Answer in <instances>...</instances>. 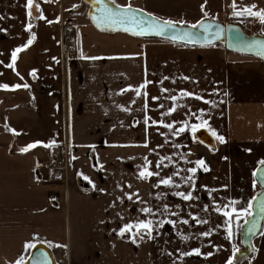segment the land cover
<instances>
[{"label": "crops", "instance_id": "obj_1", "mask_svg": "<svg viewBox=\"0 0 264 264\" xmlns=\"http://www.w3.org/2000/svg\"><path fill=\"white\" fill-rule=\"evenodd\" d=\"M232 3L115 0L114 4L120 8L130 4L162 20L185 22L178 26L216 21L239 24L250 35H264L260 18L234 15ZM26 5L27 0H0V29L6 30L0 31V84L29 85L0 88V264H15L21 256L25 264L37 248L44 249L50 264H225L232 244L239 249L233 264L238 255L240 264H264V224L252 243L255 251L244 256V218L239 231L233 222L230 243L226 230L217 227L224 218L214 211V202L223 205L236 200L234 206L239 208L262 191L258 182L253 188L252 173L264 159V62L229 52L222 44L190 46L123 30H100L84 0H33L30 9ZM236 5L238 9L255 5L253 11H259L264 0H236ZM41 10L44 19H39ZM29 23L32 27L25 30ZM66 28L76 31L75 42L64 41ZM33 33V42L17 54L13 71L6 66L12 63V50ZM32 69H36L34 75H30ZM145 81L150 83L140 96L132 89L120 93L128 85ZM181 89L215 105L185 97L176 103L186 106L168 114L173 103L168 97ZM199 109H205L204 113ZM201 115L224 137L223 142L208 127L190 130L192 124L200 123ZM152 120L172 123L178 134ZM183 121L189 127L179 132ZM202 130L212 145L198 139ZM35 141L44 143L20 151ZM49 141L55 143L44 146ZM145 157L161 178L180 170V176L173 177L179 188L153 187L156 176L139 178ZM160 157H171L172 162L165 160L168 167L157 169ZM198 159L204 165L197 166L195 174L188 173L186 169L196 166L192 162ZM57 165L62 166L61 176L52 173ZM188 175L193 180L185 184L180 177ZM137 190L140 200L124 197L125 192ZM176 191H191L193 198L184 201L174 195ZM118 196L123 203L116 200ZM142 202L153 209L167 204L169 212L178 215L145 217L139 212L146 206ZM190 214L208 223L196 224ZM139 218L159 219L152 239L136 237L133 243L127 233L116 234L123 223ZM180 218L189 223L183 224ZM209 229H215L211 236L196 237ZM178 233L190 238L182 240ZM29 241L34 248H25ZM213 245L223 247L217 250ZM192 248H200L201 254L178 258L177 249ZM208 252L213 255H204Z\"/></svg>", "mask_w": 264, "mask_h": 264}, {"label": "snow or ice", "instance_id": "obj_2", "mask_svg": "<svg viewBox=\"0 0 264 264\" xmlns=\"http://www.w3.org/2000/svg\"><path fill=\"white\" fill-rule=\"evenodd\" d=\"M45 2H47V0H45ZM94 3H99L101 4V7L99 8V12L100 15L99 16H93V20L94 22L97 24L98 27H103L105 25L109 26L112 29H116V28H123L124 31L126 32H131L132 34H136V35H145L146 33H154L156 35H160L162 34L166 29H169L171 27H173L176 23H180V24H184V21H179V22H174L171 20H162L160 18L154 17L153 14L148 13L149 17H152L151 20H145L144 18H139L137 17L134 9L132 8V6L129 5H125L123 6V8L119 11L114 10L112 8H110L107 4L103 3V0H93ZM33 3V0H27V7L30 9L31 5ZM113 3H115V0H113ZM77 7V5H73V8ZM203 9V5L201 6ZM232 7H233V14L234 15H238V16H244V15H248V16H257L260 18L261 22L264 23V9H261L259 11H253V9L255 8V5H245L243 7V9H238L237 5H236V0H233L232 3ZM37 8L39 9V4H37ZM143 11V10H141ZM207 15V14H205ZM28 16L29 18H31V12H28ZM39 19H44L43 16V12L41 10V14ZM59 18L57 17V20ZM49 23H51L52 21H48ZM145 25H147L145 27ZM203 27L205 29V31H207L208 29L211 28L210 24H201L200 21H197L195 24H192L191 27L192 28H196V27ZM32 27V25L29 23L25 26V30H28ZM0 31H6L5 29H0ZM197 34L195 33H184L183 35L176 37L178 39L181 40H194L196 38ZM35 38V34L33 33L29 39L27 40L26 43L16 47L15 49L12 50L11 52V60L12 63L6 65L7 67H11L13 69V71H15V65L14 62L17 59V54L22 51L23 49H26L32 42L33 39ZM175 39V38H174ZM249 49H256V54L258 56H260L262 59H264V41H253L252 43H250L247 46ZM85 59H97L96 57H84ZM53 59H55V57H53ZM2 63V62H0ZM36 73V69H32L30 72V75H34ZM17 75H19V73H17ZM183 79H189L188 77H183ZM150 83V81H145L144 84H141L139 86H133V85H128L126 88L120 89V93L122 94L123 92L132 89L135 92L136 96H140L141 95V89L144 87L145 84ZM20 87H24L27 88L29 87L28 84H14V85H8V84H0V88L3 89H15V88H20ZM163 91H168L167 89H164ZM145 97L147 96V93H144ZM185 97H193L195 99L198 100H204L205 103L207 104H212L215 105V101L212 100H205L204 97L198 95L197 93L194 92H189L187 90L181 89L178 95H171L168 97L169 100H171L172 106L168 108L167 112L168 114H171L173 111L176 110L177 107H184L186 105H178L176 102L178 99H184ZM153 100H158L159 97H152ZM132 103H135V101H132ZM122 108V110L124 111H128L129 109L125 108L124 106H120ZM145 107H147L145 105ZM159 107H163V105H160ZM201 114L204 113L205 109H199L198 110ZM192 115H195V113H192ZM198 120H200V123L198 124H192L190 126V130L194 133L198 128H204V127H208L209 131H211V134L220 142L224 141V137L218 135L214 130H212L210 128V126H208L206 124V121L203 120V116H199L197 117ZM145 124L147 125L149 122V117L145 116V120H144ZM152 124H162L164 125L166 128L173 130L174 134H178V132L176 130L173 129V124L172 123H167L165 124V122L163 120L160 121H156V120H152L151 121ZM188 122L187 121H183L181 122V127L179 128V132H184L186 130V128H188ZM15 134V130H12ZM44 142L42 141H35L31 144H28L27 146H25L24 148H21L20 151L21 152H26L29 149L35 147L37 144H43ZM54 141H49L47 145L44 146H51L52 144H54ZM147 144V141H145V146ZM159 147V146H158ZM150 151H152L150 149ZM181 159H185L186 157L181 156ZM168 160L169 163H171V157H160L156 162H155V166L157 169H160L162 166L163 167H168L167 164H164V161ZM196 166L194 167H190L188 169H186V171L190 174H195L197 172V166H203L204 165V161L203 159H198L194 162ZM152 164V161H149L147 159V157L144 158V165L142 166L140 172H139V178L141 179H149L152 176H156L158 177L156 183L153 185V187H159L160 185H164L167 187H176L179 188V184L177 183L176 180L173 179V177H179L180 176V170H177L175 172H173L171 175L169 176H165V177H160V172L159 171H152L150 166ZM258 167L256 169H254L252 175H253V188L256 187L257 185V179L256 177L259 176L260 179V186L262 189H264V159L260 160L257 162ZM205 171H207V168H204ZM82 175V174H81ZM85 180H88V177H84ZM180 180L185 183V184H189L192 180H193V175H188L187 177H180ZM89 182L91 183V181L89 180ZM117 187H121L119 184H117ZM128 187H131V185H128ZM226 187V186H224ZM101 191H103V189H101ZM138 190L136 193H129V192H125L124 193V197H126L128 200H132L133 197H135L136 200H140L139 195L137 194ZM174 195L181 197L184 201H188L190 199L193 198V194L191 191H188L187 193L182 192V191H176L174 193ZM157 197L159 198V194H157ZM117 201H120L121 203L124 202V198L118 196L116 198ZM255 201V203H254ZM145 203L146 202H142ZM238 203V201L236 200H230L228 203H225L223 205L219 204V202H214L215 207H214V211L217 213L222 214V217L224 218L223 223L220 225H217V227H223L226 230V239L229 240V242L231 243L233 240V222L235 221V227L236 229L239 231L241 229V225L239 224V221L244 218V225L247 226L246 227V232L248 234H252L253 230L255 228V218L253 217V210L254 209H258L259 213L261 214L262 217H264V190H262L260 193H258L257 195L253 196L250 200L247 201V205L246 206H240L239 208L235 207L234 205H236ZM115 205V202H113V205H110V207H113ZM177 208H179V205H176ZM205 211L209 210V206L205 205L204 207ZM139 212L144 214L145 217H156L157 213H159L161 216L166 217L167 215L171 214V215H178L177 213H170L169 212V206L167 204H163L162 205V209L161 208H156L153 209L152 207L149 206H144L141 207L139 209ZM118 216H120L119 213H117ZM191 219L194 220V222L196 224H204V223H208L207 220H202L197 218L196 215L190 214ZM249 217H252V219H248ZM120 219L123 220L124 217L120 216ZM180 222H182L183 224H188L189 221L188 219H183L180 218ZM101 223H103V221H101ZM169 223H174L173 221H169ZM160 226V221L157 218L155 221L151 218H139L135 221H129L128 223H123L118 230H116V234L120 237H124L125 234H128V238L132 240L133 243L136 242V237H139L140 239H144L145 236H147L148 239H152V234H153V229L154 227H159ZM215 231V229H209L207 231H202L196 234V237H209L212 235V233ZM262 235H264V233H261ZM178 235H180V238L182 240H187L190 238L189 235H184L181 233H178ZM209 243H211V241H209ZM35 247V243L29 241L25 243V248L26 249H31ZM222 245H213L214 249H220L222 248ZM178 252H180V256L178 258H183L186 256H190L192 254H201L200 248H192L190 251H183L181 252L179 249H177ZM252 251H255V248H252ZM239 252V249L235 246V244H232V249H231V255L228 257V259L225 261V264H233L234 261V257L237 255V253ZM169 255H171V253H168ZM204 255L206 256H211L213 255L212 252H208V253H204ZM15 264H24V257L21 256L19 257L16 261ZM174 264V262H173Z\"/></svg>", "mask_w": 264, "mask_h": 264}, {"label": "water", "instance_id": "obj_3", "mask_svg": "<svg viewBox=\"0 0 264 264\" xmlns=\"http://www.w3.org/2000/svg\"><path fill=\"white\" fill-rule=\"evenodd\" d=\"M84 1L90 5L89 16L92 22L94 23V25L98 29L110 30V31L123 30V28L112 29L107 25L103 27H98L92 17L100 15V12L98 10L101 7V4L94 3L93 0H84ZM103 3L107 4L110 8L117 10V11L122 9L116 6L114 3H112L109 0H103ZM134 11L137 17L139 18H144L145 20L152 19V17H149L145 13H142L135 9ZM201 24H210L211 28L205 31L203 27H199V26L196 28H192V27L174 25L173 27L166 29L160 35H156L151 32L146 33L145 35H136V34L134 35L140 36L143 38H157V39L169 40L172 42H176V43L184 44V45H190V46H211V45H216V44H224L226 49L229 52L238 53V54H242V55L249 56V57H258L264 62V59H262L260 56L256 54V49H249L247 47L253 41H264V35H261V34L248 35L244 31L242 26L239 24H226L225 25V24H222L216 21H205V22H202ZM146 26L147 25H145V27ZM188 32L197 34L196 38L194 40H186V39L181 40V39L176 38ZM128 33H131V32H128ZM197 137L202 143L206 145H212V140L205 131L202 130L198 132ZM256 179L260 185L259 176H257ZM253 217L255 218V221H256L253 233L248 234L246 232L247 226H244V229H243L242 246L244 247V250L242 253L244 256L252 254V248H253L252 243L254 239L261 233L263 224H264V217L261 216L258 209L253 210ZM248 219L251 220L252 217H249ZM42 250L44 249L37 248L36 250H34L32 252V255L29 261L26 262L25 264H50L48 259L41 261L40 257L35 254V252L42 251Z\"/></svg>", "mask_w": 264, "mask_h": 264}, {"label": "built area", "instance_id": "obj_4", "mask_svg": "<svg viewBox=\"0 0 264 264\" xmlns=\"http://www.w3.org/2000/svg\"><path fill=\"white\" fill-rule=\"evenodd\" d=\"M64 41H71V42H75L77 40V34L76 31L74 29H69L66 28L64 31ZM62 166L61 165H57V167H54L52 169V173L55 174L56 176H61L63 174L62 171Z\"/></svg>", "mask_w": 264, "mask_h": 264}, {"label": "flooded vegetation", "instance_id": "obj_5", "mask_svg": "<svg viewBox=\"0 0 264 264\" xmlns=\"http://www.w3.org/2000/svg\"><path fill=\"white\" fill-rule=\"evenodd\" d=\"M36 255H38L40 257V260H45L47 259V255L46 253L42 250V251H38V252H35ZM32 254H30V257H31ZM30 257L28 258L27 262L29 261Z\"/></svg>", "mask_w": 264, "mask_h": 264}, {"label": "trees", "instance_id": "obj_6", "mask_svg": "<svg viewBox=\"0 0 264 264\" xmlns=\"http://www.w3.org/2000/svg\"><path fill=\"white\" fill-rule=\"evenodd\" d=\"M204 22H205V21H204ZM236 257H237V256H236ZM239 257H240V256L238 255V262H237V264H240V260H241V259H239Z\"/></svg>", "mask_w": 264, "mask_h": 264}, {"label": "rangeland", "instance_id": "obj_7", "mask_svg": "<svg viewBox=\"0 0 264 264\" xmlns=\"http://www.w3.org/2000/svg\"><path fill=\"white\" fill-rule=\"evenodd\" d=\"M248 35H250V34H248ZM222 45H224V44H222ZM54 157V156H53ZM53 163V162H52Z\"/></svg>", "mask_w": 264, "mask_h": 264}]
</instances>
